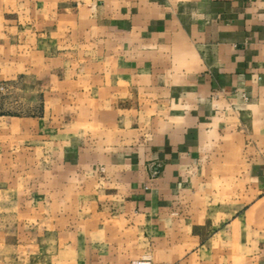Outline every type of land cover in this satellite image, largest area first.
<instances>
[{"label": "rangeland", "instance_id": "374dc122", "mask_svg": "<svg viewBox=\"0 0 264 264\" xmlns=\"http://www.w3.org/2000/svg\"><path fill=\"white\" fill-rule=\"evenodd\" d=\"M103 21L98 0H0V264H252L255 244L190 224L219 213V194L197 210L184 191L141 215L119 169L83 160L149 138L176 110L161 79L170 52L158 68L156 41ZM245 201L223 221H252Z\"/></svg>", "mask_w": 264, "mask_h": 264}, {"label": "crops", "instance_id": "0c3cea01", "mask_svg": "<svg viewBox=\"0 0 264 264\" xmlns=\"http://www.w3.org/2000/svg\"><path fill=\"white\" fill-rule=\"evenodd\" d=\"M98 5L109 34L156 41L158 68L170 52L161 79L177 94L171 99L176 110L157 120L149 138L94 147L83 160L119 169L141 215L169 208L184 191L197 210L206 205L201 199L219 194V213L210 219L197 215L190 224L223 227L218 238L237 249L255 244L252 264H264V0H98ZM234 124L237 131L221 134ZM152 169L158 174L150 179ZM215 170L223 180L213 190L204 178ZM249 198L252 221L245 216L223 221Z\"/></svg>", "mask_w": 264, "mask_h": 264}]
</instances>
